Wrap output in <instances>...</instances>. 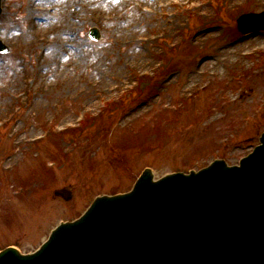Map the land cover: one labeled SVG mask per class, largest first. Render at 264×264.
<instances>
[{"label":"rangeland","instance_id":"obj_1","mask_svg":"<svg viewBox=\"0 0 264 264\" xmlns=\"http://www.w3.org/2000/svg\"><path fill=\"white\" fill-rule=\"evenodd\" d=\"M253 3L167 0L157 12L176 27L157 34L152 0H3L0 39L11 53L0 55V250L35 251L146 168L158 179L249 154L264 131V31L242 34L236 19L264 11ZM199 31L211 37L193 46ZM244 40L253 42L241 62L181 95L212 47Z\"/></svg>","mask_w":264,"mask_h":264},{"label":"water","instance_id":"obj_2","mask_svg":"<svg viewBox=\"0 0 264 264\" xmlns=\"http://www.w3.org/2000/svg\"><path fill=\"white\" fill-rule=\"evenodd\" d=\"M250 20L264 30L262 12L241 15L239 31H249ZM89 37L100 38L96 29ZM8 52L0 41V53ZM0 264H264V133L239 166L216 160L159 180L145 169L129 193L97 197L38 251L6 248Z\"/></svg>","mask_w":264,"mask_h":264},{"label":"bare ground","instance_id":"obj_3","mask_svg":"<svg viewBox=\"0 0 264 264\" xmlns=\"http://www.w3.org/2000/svg\"><path fill=\"white\" fill-rule=\"evenodd\" d=\"M165 2H167V0H152V8H151V17L153 22L152 24L154 25L155 32L157 34H160L162 32L163 33L169 32L170 30H173L176 27L169 17L162 18L158 15L157 9ZM263 4H264V0H254L253 6L259 7ZM32 14L33 13L30 14V17H32ZM139 20H141V17L136 16V21ZM210 37L211 35H206L203 34L201 31H199L197 34V38L191 44L195 46L199 42H202L203 40H207ZM247 39L249 38L247 37ZM244 41L236 42L231 47H228L229 44L221 47H217V46L212 47L211 54H205L204 56H202L201 60H199L198 63L193 67V69L190 70L184 77L185 81L183 85L180 87L181 95H184L186 92L190 91L198 84H200L203 78H209L219 73V68L221 66H223V68H226L232 66L236 62H241L242 59L247 55L245 51L246 44L253 42L251 40L245 42ZM55 47H58L59 49V46H55ZM134 52L136 51L134 50L130 51L127 53V55H130ZM133 56L138 58L139 53H135L133 54ZM233 56L235 57V59H232ZM121 70L122 67H120V76H122ZM45 77L46 76L44 74L43 75L41 74V78L39 77V79L41 80V81L39 80V85L43 86L42 80H44ZM60 82L63 85L67 86V84H70L71 86V83L73 82V76L69 74H63L60 76ZM46 85L47 86L52 85L51 81L46 82ZM256 88H257L256 89L257 95H259L263 87L262 85L258 84Z\"/></svg>","mask_w":264,"mask_h":264}]
</instances>
